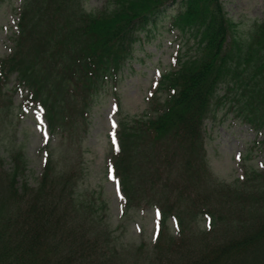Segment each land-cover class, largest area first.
I'll return each instance as SVG.
<instances>
[{
  "label": "trees",
  "instance_id": "obj_1",
  "mask_svg": "<svg viewBox=\"0 0 264 264\" xmlns=\"http://www.w3.org/2000/svg\"><path fill=\"white\" fill-rule=\"evenodd\" d=\"M84 4L21 0L12 49L0 57L3 121L23 90L20 112L41 106L49 132L74 143L64 168L47 150L34 182L21 146L9 170L0 146V264H264V167L221 179L206 141L207 120L227 100L264 144V18L239 34L224 0H107L98 11ZM175 5L171 29L194 40L191 52L176 55L143 113L122 115L106 158L123 213L158 214L152 242L125 245L104 194L85 186L83 152H70L83 143L76 126L86 130L96 96L118 86L140 33Z\"/></svg>",
  "mask_w": 264,
  "mask_h": 264
},
{
  "label": "rangeland",
  "instance_id": "obj_2",
  "mask_svg": "<svg viewBox=\"0 0 264 264\" xmlns=\"http://www.w3.org/2000/svg\"><path fill=\"white\" fill-rule=\"evenodd\" d=\"M106 2L84 0V5L90 11H98ZM20 3L21 0H5L0 5V57L12 49ZM224 3L228 15L238 23L239 34H247L255 22L264 18V0H224ZM177 11L176 5L168 6L149 28L140 33L134 55L125 64L118 86L107 85L96 96L86 130L82 131V123L75 128L83 143H77L76 147L80 149H74L70 154L77 156L80 151L83 152L85 186L88 190L104 194L109 206V223L119 241L125 245L152 242L157 214L151 207L123 213L118 180L107 174L106 158L113 140L111 134L118 128L122 115L131 117L141 114L148 107V97L162 73L173 67L176 55L191 52L188 46L194 40L188 43L186 35L171 29L170 19ZM224 93V89H221L219 94ZM24 94L23 90L15 93L17 109L7 116L6 122L0 116V123L5 125L0 129V146L7 170L13 167L11 151L21 146L27 159V178L34 182L43 173L47 150L52 152L51 158L59 168H64L70 162L64 156L67 152L65 148L74 146V143L69 135L62 139L59 134L48 132L43 109L39 105L21 113ZM262 139L263 136L250 124L236 116L227 100L222 102L207 120L208 157L214 174L226 181H235L246 170L250 172L252 168L264 167V144H256Z\"/></svg>",
  "mask_w": 264,
  "mask_h": 264
}]
</instances>
